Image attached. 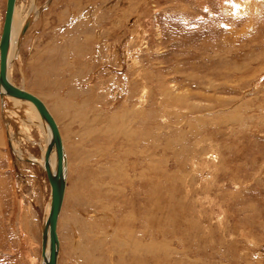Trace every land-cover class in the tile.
I'll return each instance as SVG.
<instances>
[{
    "label": "rangeland",
    "instance_id": "obj_1",
    "mask_svg": "<svg viewBox=\"0 0 264 264\" xmlns=\"http://www.w3.org/2000/svg\"><path fill=\"white\" fill-rule=\"evenodd\" d=\"M31 15L10 79L67 148L59 264H264V0H18ZM6 101L0 264H40L45 133Z\"/></svg>",
    "mask_w": 264,
    "mask_h": 264
},
{
    "label": "water",
    "instance_id": "obj_2",
    "mask_svg": "<svg viewBox=\"0 0 264 264\" xmlns=\"http://www.w3.org/2000/svg\"><path fill=\"white\" fill-rule=\"evenodd\" d=\"M15 2L16 0H6V10L0 38V101H2L4 96H8L15 100L30 102L48 125L50 131L49 150L53 147H55L56 150V171L53 175L49 171L47 173L52 189V200L49 212L44 216L41 227L42 264H56L59 249L56 225L60 215L65 188V183L61 175L63 170V151L56 124L48 113L46 107L36 96L11 85L7 78L11 24ZM48 158L49 152L46 153L47 164Z\"/></svg>",
    "mask_w": 264,
    "mask_h": 264
},
{
    "label": "bare ground",
    "instance_id": "obj_3",
    "mask_svg": "<svg viewBox=\"0 0 264 264\" xmlns=\"http://www.w3.org/2000/svg\"><path fill=\"white\" fill-rule=\"evenodd\" d=\"M17 2H18V0H16V2H15V6H14V11H13V16H12V24H11V37H10V47H9V53H8V71H7V78H8V81L10 82V84L11 85H13L14 87H16L14 84H13V82H11V79H10V73H11V67H12V59H13V57H14V51H15V48H16V40H17V38H19L18 36H20V41L24 38V35L26 34V32H27V30L29 29V27L31 26V23H33V20H34V17H33V15H31V17H29L28 19H27V21H26V23H25V25H23V27H22V24L20 25H18L17 24V19H16V17H17ZM24 24V23H23ZM21 30V31H20ZM21 32V33H20ZM16 88H18V87H16ZM20 89V88H19ZM145 89V88H144ZM23 90V89H22ZM146 90V89H145ZM25 91V90H24ZM144 91V90H143ZM26 92H28V91H26ZM141 92V91H140ZM28 93H30V92H28ZM147 93V92H146ZM30 94H32V93H30ZM153 94V93H152ZM33 95V94H32ZM149 95H150V92H149ZM35 96V95H34ZM152 97H153V95H152ZM38 98V97H37ZM77 98V97H76ZM149 98V97H148ZM8 99H11L10 97H8V96H4L3 97V99H2V101H1V106H2V110L4 109V107H5V110H6V107L7 108H9L8 107V104H7V101L6 100H8ZM13 99V98H12ZM41 102H42V104L46 107V109H47V111H48V113L50 114V116L52 117V119H53V121L55 122V124H56V127H57V130H58V133H59V137H60V142H61V146H62V151H63V170H62V173H61V175H62V179H63V181H64V183H65V188H64V196H63V200H62V205H61V209H60V215H59V218H58V221H57V225H56V234H57V238H58V243H59V249H58V255H57V263L56 264H59V258H60V248H61V242H60V239H59V234H58V226H59V222H60V219H61V214H62V210H63V207H64V202H65V198H66V194H67V179H68V175H69V157H68V153H67V148H66V145H65V143H64V140H63V136H62V132H61V128H60V124H59V122L57 121V119L56 118H58L57 117V114L55 113V111L54 110H52V109H50L49 107H48V105L43 101V100H41L40 98H38ZM85 99V98H84ZM14 101H18L19 103H22V104H25L26 105V107H28L29 109L27 110V113L24 111V113L25 114H28V116H29V118H31V119H33L34 118V120H36L37 122H38V125L44 130V133H45V138H46V140H45V144H43V146H42V150H43V157H41V158H37V157H31L30 159V161H32V162H35V163H37V164H39V165H41V167H42V169L44 170V172H45V174L47 175V173H48V171L53 175L54 173H55V171H56V150H55V147H53V148H51L50 150H49V142H50V131H49V128H48V125L46 124V122L41 118V116L38 114V112H37V110L34 108V106L30 103V102H27V101H19V100H15V99H13ZM138 101V100H137ZM140 102V101H139ZM142 102V101H141ZM76 103H78V102H76ZM139 104V103H138ZM143 104V103H142ZM153 104V103H152ZM124 105V104H123ZM144 105V104H143ZM80 106H81V104H80ZM81 108V107H80ZM134 109V108H133ZM132 109V110H133ZM79 110H81V109H79ZM80 112V111H79ZM102 112V111H101ZM137 112V111H136ZM144 112V111H143ZM161 113V112H160ZM23 114V113H22ZM106 114V113H105ZM116 114V113H115ZM114 114V115H115ZM59 115V117L61 116L62 117V119H61V117H60V119L61 120H63L64 119V116L61 114V113H59L58 114ZM149 115V114H148ZM101 116V115H100ZM100 116H98V118H96V120L97 119H99L100 118ZM241 116V115H240ZM70 117V116H69ZM108 117V116H107ZM107 117H106V119H107ZM113 117H115V116H113ZM123 117H125V116H123ZM74 118V117H73ZM117 118V117H116ZM118 118H120L119 116H118ZM68 119V118H67ZM109 119V118H108ZM112 119V118H111ZM121 119H122V116H121ZM125 119V118H124ZM140 119V118H139ZM74 120V119H73ZM112 120H114V119H112ZM117 120H120V119H117ZM133 120V122H135L134 121V119H132ZM136 120H138V119H136ZM29 121H31V120H29ZM79 121H82V118H80V120ZM109 121V120H108ZM122 121V120H121ZM94 122V121H93ZM99 122V121H98ZM113 122V121H112ZM131 122V121H130ZM116 123V122H115ZM118 123H120V121L118 122ZM104 124V123H103ZM106 124V123H105ZM109 124H110V122H109ZM112 125V124H111ZM114 125V124H113ZM78 126V125H77ZM100 126V125H99ZM102 126V125H101ZM101 126H100V128H101ZM108 126V125H107ZM122 126V125H121ZM120 126V127H121ZM129 126H130V124H129ZM135 126H137L138 127V125H135ZM88 127H90V126H88ZM96 127H97V125H96ZM110 127V126H109ZM108 128V127H107ZM111 128H113V127H110V131H109V133L112 131L111 130ZM118 128V127H117ZM116 128V129H117ZM139 128V127H138ZM96 130L98 129V128H95ZM109 129V128H108ZM114 129V128H113ZM123 129V128H122ZM93 130H94V127H93ZM123 130H125V128L123 129ZM133 130V129H132ZM137 130V129H136ZM136 130H134L135 132H136ZM154 130V129H153ZM87 131V130H86ZM89 131V130H88ZM114 131V130H113ZM112 131V132H113ZM117 131V130H116ZM118 132H120L119 130H118ZM155 132V131H154ZM92 133H94V132H92ZM108 133V132H107ZM122 133V132H121ZM156 134H157V130H156V132H155ZM155 133H153V134H155ZM100 134V133H99ZM111 134V133H110ZM109 134V135H110ZM114 134H115V132H114ZM107 135V134H106ZM125 135H127L126 133H125ZM128 135L130 136L131 134H129L128 133ZM135 135V134H134ZM133 135V136H134ZM139 135V134H138ZM88 136V135H87ZM96 136V135H95ZM97 136H99V135H97ZM103 137H104V135H102ZM116 136V135H115ZM128 136V137H129ZM136 136V135H135ZM94 137V136H93ZM103 137H102V139H103ZM106 137V136H105ZM120 137V136H119ZM118 137V138H119ZM132 137V136H131ZM137 137V136H136ZM151 137H152V135H151ZM97 138V137H96ZM99 138V137H98ZM101 138V137H100ZM112 138V137H111ZM110 138V139H111ZM135 138V137H134ZM155 138V137H154ZM156 138H157V136H156ZM124 139H126V138H124ZM128 139V138H127ZM150 139V138H149ZM94 140V139H93ZM101 140V139H100ZM112 140V139H111ZM118 140V139H117ZM131 142H132V140H131ZM137 142V141H136ZM136 142H135V144H136ZM141 142V141H140ZM170 142V141H169ZM126 143V142H125ZM133 143V142H132ZM139 143V142H138ZM135 144H133V145H135ZM122 145V144H121ZM128 145V144H127ZM130 145V144H129ZM120 146V145H119ZM139 146V145H138ZM16 148H17V146H16ZM15 148V150L17 151V149ZM19 148V147H18ZM141 148H142V146H141ZM98 152H99V150H97ZM122 151V150H121ZM129 151V150H128ZM134 151H136V149L134 150ZM137 151H139V150H137ZM141 151H142V149H141ZM47 152H49V158H48V164L46 163V153ZM107 152V151H106ZM130 152H131V150H130ZM133 152V151H132ZM17 153H18V155H19V157L20 158H24V155H23V153L20 151V150H18L17 151ZM142 153V152H141ZM109 154V153H108ZM130 154V153H129ZM144 154V153H143ZM110 155V154H109ZM205 155V154H204ZM211 155V154H210ZM97 156H99V155H97ZM106 156H107V154H106ZM207 157V156H206ZM109 158V157H108ZM111 158V157H110ZM216 159L218 158V157H215ZM209 159H210V157H209ZM87 160H89V159H87ZM207 160V159H206ZM211 160V159H210ZM28 161V160H27ZM213 161H214V159H213ZM211 162V161H210ZM113 163V162H112ZM196 163V162H195ZM194 163V164H195ZM212 163H214V162H212ZM150 164V163H149ZM193 164V165H194ZM192 166V165H191ZM197 167V166H196ZM194 168V167H193ZM116 169V168H115ZM119 170H120V168H118ZM110 170H112L111 168H110ZM195 171V170H194ZM115 172V171H114ZM117 172V171H116ZM127 176V175H126ZM129 176H131V175H129ZM99 177V176H98ZM47 178H48V176H47ZM194 179V178H193ZM49 181V180H48ZM102 182V181H101ZM50 183V182H49ZM106 183V182H105ZM186 183V182H185ZM183 184V183H182ZM186 185V184H185ZM51 186V185H50ZM102 186V185H101ZM100 186V187H101ZM192 186V185H191ZM191 186H188V187H191ZM187 187V186H186ZM187 187V188H188ZM112 188V187H111ZM155 188V187H154ZM97 190V189H96ZM191 190V189H190ZM204 190V189H203ZM96 192V191H95ZM97 193V192H96ZM185 194V193H184ZM96 195V194H95ZM97 195H98V193H97ZM96 195V196H97ZM104 195V194H103ZM51 196H52V189H51ZM50 196V201H49V204H48V206H47V209H46V211H45V213H44V216H46L47 214H48V212H49V208H50V204H51V200H52V197ZM187 198V197H186ZM183 201V200H182ZM128 206H130V205H128ZM43 220H44V217H43ZM189 227V226H188ZM190 228V227H189ZM162 229V228H161ZM165 229V228H164ZM196 232V231H195ZM205 241V240H204ZM139 245V244H138ZM169 249V248H168ZM132 250V249H131ZM170 250V249H169ZM47 251H48V249H47ZM133 252H136V251H132L131 253H133ZM130 253V254H131ZM167 256V255H166ZM184 257V256H183ZM206 260V259H205ZM140 259H138L136 256H134L133 257V264H139L140 262ZM162 263V262H161ZM40 264H42V257H41V263Z\"/></svg>",
    "mask_w": 264,
    "mask_h": 264
}]
</instances>
